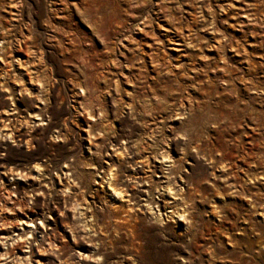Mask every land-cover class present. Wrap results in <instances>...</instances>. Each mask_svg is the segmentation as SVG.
I'll return each mask as SVG.
<instances>
[{
  "label": "rangeland",
  "instance_id": "374dc122",
  "mask_svg": "<svg viewBox=\"0 0 264 264\" xmlns=\"http://www.w3.org/2000/svg\"><path fill=\"white\" fill-rule=\"evenodd\" d=\"M19 228L1 264H264V0H0Z\"/></svg>",
  "mask_w": 264,
  "mask_h": 264
},
{
  "label": "bare ground",
  "instance_id": "6f19581e",
  "mask_svg": "<svg viewBox=\"0 0 264 264\" xmlns=\"http://www.w3.org/2000/svg\"><path fill=\"white\" fill-rule=\"evenodd\" d=\"M14 105V104H13ZM38 108V107H37ZM36 108V109H37ZM20 109L19 108H17V106L15 107V106H13L11 109H9V110H7L6 112H4V116H5V118H6V120L7 121H15L14 120V118H13V116H14V113H16L17 111H19ZM11 118H12V120H11ZM33 119H37V117L36 118H33ZM38 120V119H37ZM36 120V121H37ZM40 120H42V119H39L38 121H40ZM16 121H22V120H20V119H17ZM39 124V123H38ZM6 173H8L7 171H3L2 173H1V175L2 176H5V175H7ZM19 173V172H18ZM27 175V174H26ZM1 176V177H2ZM29 222H33L32 220L31 221H29ZM25 224V223H24ZM19 230V233H16V231H14V233H13V231L11 232V233H9V234H5V235H0V238L1 239H3V240H15V239H17V240H21V236H20V233L23 231V229H21V228H19L18 229ZM20 251H21V253L23 254L22 256L26 259V258H28L29 256H30V254H31V250L29 249V247H25V246H22L21 248H20ZM20 258V257H19ZM1 264V263H0ZM2 264H5V263H2ZM12 264V263H11Z\"/></svg>",
  "mask_w": 264,
  "mask_h": 264
}]
</instances>
